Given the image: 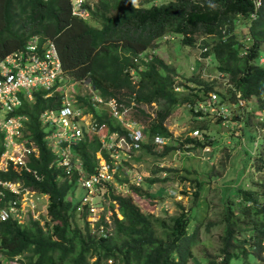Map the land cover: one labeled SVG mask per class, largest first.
<instances>
[{"label":"trees","instance_id":"1","mask_svg":"<svg viewBox=\"0 0 264 264\" xmlns=\"http://www.w3.org/2000/svg\"><path fill=\"white\" fill-rule=\"evenodd\" d=\"M158 1L84 2L89 19L72 14L71 0H0V58L22 48L31 36L39 34L56 43L67 75L75 80L89 79L104 97L130 96L140 105L162 103L156 118L140 106L135 117L145 123L149 138L148 143H139L141 147L163 157L177 147L156 145L153 137L173 138L166 120L179 106L190 104L193 120L197 121L202 115L210 114L204 113L200 103L209 110V97L213 92H217L222 101L227 98V92L216 89L215 79L189 77L186 83L178 85L174 76L176 70L157 55L152 60H143L144 65L135 61L141 52L157 49L166 34L180 35L181 44L189 47H195L203 36L201 48L207 47L203 56L214 55L217 72L229 77L231 101L256 99L262 108L264 65L260 64V58L264 47V3L256 9L255 0ZM242 21L249 23L245 36L251 35L246 54H242L246 42H241L236 32ZM179 86L182 91L176 89ZM44 93L36 91L34 100L23 107V112L29 116V136L40 151L38 157L33 156L30 161L39 177L22 171L9 175L0 172V178L21 180L26 187L49 195L46 223L42 225L32 219L22 224L12 217L0 220V252L5 257L23 254L27 264H108L109 259L113 264H190L195 258L194 248L203 246L207 248L203 251L206 264H234V260H242V264H264V181L236 188L235 202L224 197L222 215L214 219L209 216L208 206L201 205L204 185L198 179L193 206L186 210L179 202L180 211L167 217L145 213L134 195L117 193L114 183H107L105 195L111 197L112 208L116 202L119 204L123 217L114 212L110 236L93 234L88 219L90 208L86 206L80 213L78 202L68 199L77 174L72 179L63 165L55 163L56 155L39 118L41 111L58 106L61 95L56 92L57 96L45 97ZM237 93L241 94L239 98ZM130 101V98L126 100ZM214 106L219 107V104ZM260 110L250 114L259 118ZM97 116L111 131L127 133L109 114ZM250 121L247 117V125ZM261 126L264 127V123ZM205 135V142L187 137L186 143L206 146L212 139L211 133L205 131ZM100 148L98 137L87 133L83 141L73 145V151L84 162L86 173L95 171ZM256 161L259 163L256 170L260 171L264 166L263 151ZM122 168L120 165L117 173L121 182L128 180ZM160 171H172V168L159 167L153 172ZM148 180L154 184L166 182L168 177ZM130 189L140 195L142 187L132 185ZM15 196L10 192L7 198ZM80 220L84 221V226L80 225ZM215 229L218 233L213 232ZM214 242L218 247L212 249Z\"/></svg>","mask_w":264,"mask_h":264},{"label":"rangeland","instance_id":"2","mask_svg":"<svg viewBox=\"0 0 264 264\" xmlns=\"http://www.w3.org/2000/svg\"><path fill=\"white\" fill-rule=\"evenodd\" d=\"M94 1L98 0H90V3L93 4ZM132 1L138 3L140 0ZM165 1L160 0L158 3ZM248 29L249 23L247 21H242L241 26L237 28L236 32L240 35L241 42H246L247 38H251L249 34L245 36ZM174 36V39H171L170 36L167 39L162 38L158 48L155 49V55L162 58L176 70L174 76L178 85L183 82L186 83L189 77L199 76L200 79L205 81L215 79L216 89L227 92V98L224 101L221 100V103L230 107L229 115L225 118H220L217 115H213L211 111L212 113L202 115L201 119L194 121L193 119L195 118L190 112L188 105L179 106L166 120L168 128L173 133V138L166 140V145H172L177 148L164 157L147 152L143 148L137 149L133 153L134 157H137L136 161L134 157H128L129 161L123 163V165L125 164L124 170L130 171L132 176L130 182H133L137 177L134 174L146 176L141 186L140 195L136 192L134 193L137 202L145 213L154 212L163 217L172 216L180 211L179 202L186 207V210H189L194 204V193L197 190L196 179H198L204 185V190L200 193L201 205L208 206L210 217L213 219L220 218L222 215L220 214L223 204L222 199L224 197H229L235 202L238 194L236 188L251 186L255 181H264V166L260 171L256 170L259 167L256 159L262 151L264 153V139L261 137L264 134L258 129L261 127V124L257 123L258 117L250 114V112L259 111L260 107L256 99L243 100L241 105L239 101L237 103H234L233 100L231 101V94H229L228 89L232 87V84L229 81V77H224L223 74L217 73L215 56L211 55L207 59L200 57L202 55L201 41L204 38L203 36L199 37L195 47L182 45L180 35ZM207 39L210 41L212 37L207 36ZM262 55L264 56V47ZM260 61L264 62V57ZM190 85L193 84L190 83ZM69 89L67 90V95H71L73 92H76L77 95H88L89 93V88L85 84L70 82ZM182 89L180 87L178 91H182ZM237 94L236 97H239V93ZM161 105L162 103L145 104L142 109L149 111L154 116L156 111L161 108ZM204 113L206 114V112ZM256 115H259V113ZM247 117L251 119L249 125H247ZM197 129L201 133L197 134L195 132ZM205 131L211 133L209 136L212 139L209 141L210 144L203 146L195 142L186 143L187 137L205 142ZM109 132L112 131L110 130ZM216 145L219 146L217 147ZM179 148L181 149L179 150ZM140 154L142 160L139 163L138 156ZM159 167H170L172 171L154 173L155 176L150 178L168 177V180L152 184L147 178L149 179L150 172L152 175V172ZM116 170L118 169L116 168ZM115 182H117V185L118 180H115ZM117 187L120 190V194H130L127 187L123 185H117ZM107 189V186H104L102 190L96 191L98 196L94 200V207L95 205H107L104 204V201L108 203L110 200V197L105 195ZM86 193L87 190L85 188L77 186L72 190V196L68 199H73L76 203H79ZM27 197L28 195H24L21 201L23 209H25ZM41 202V204H36L33 210L30 209L36 217H40L45 211V204H48V199L44 196ZM153 203L156 204L155 207L152 206ZM78 211L80 212V210ZM28 214L29 210L26 211L25 218ZM40 219L44 222L42 217ZM79 223L84 226V221L80 220ZM213 232L218 233V230L216 231L215 229ZM217 247V242L211 244L212 249ZM205 249L207 248H203V246L195 247V258L190 264H206L205 253L203 252ZM233 263L242 264V260H234Z\"/></svg>","mask_w":264,"mask_h":264},{"label":"clouds","instance_id":"3","mask_svg":"<svg viewBox=\"0 0 264 264\" xmlns=\"http://www.w3.org/2000/svg\"><path fill=\"white\" fill-rule=\"evenodd\" d=\"M256 1L257 0H255V7H256ZM84 2H89L90 3V0H71V3H72V14L73 15H75V16H77L79 18H89L90 17L89 12L86 11L85 7L83 6ZM94 3L96 4L95 1H94ZM263 3H264V0H262L261 6L263 5ZM90 4H92V3H90ZM259 8H256V9H259ZM252 16L255 18L256 14L253 13ZM167 35L170 36V37H173L172 39L175 38V36L172 35V34H166V35L163 36V38L167 39L168 38ZM250 41H251V38H247V41H246V44H245L244 49L242 51V54H246L247 53V50L250 47ZM50 49H54L55 61H57L56 65H54L52 67L53 73H54V77H55L54 81H53V84L49 88H47L45 86H42L40 88H32L31 85H26V84L23 85V84H21V85L18 86L17 89L13 90L11 93L8 94V98H9V100L11 102V105H12V110H11L9 115L10 116H16V117H21V119H22L21 120L22 124H23L22 127H21V133L22 134H21L19 140L20 141H26V142H27V140L29 142L33 141L35 143V145L37 146L38 151L32 150L31 152H27L25 154V156H24V163L25 164L20 165V163L15 164L13 161H10L9 168L7 170H4V169L0 168V172L6 173L7 175H9V174H12L14 172H19L20 173L22 171H27V172L33 173L37 177H39L38 174L36 173V170L32 169V167L30 166V161H31V157H33V156L34 157H38L40 151H39V147H38L36 141L34 139H32L31 136H29L30 135V132L28 130V127H29V125H28L29 116L25 112H23V107H24L26 102H31V101L34 100L36 91L43 90V91H45V93H44L45 97L57 96L56 92H58L61 95V97L59 99V104H58L57 107L47 108V109L41 111L40 115H39L40 122H41V124L43 125V127L45 128V130L47 132L46 139L49 141V145L53 149V151H54V153L56 155L55 163L58 166L63 165V164H61L62 157L59 154V149L60 148H54L53 141H51V138L49 136L55 130H53V128H51L50 126H48L45 123L46 121H45L44 117H42V115L46 111H50V110H53L56 113H59L60 110L63 109L64 107L70 106L74 112H76V113L79 112V115L75 116L74 118H71V120L81 128V130L83 131V137H82L81 140H78L77 142L71 143L70 147H66V148H69V150H70V157H71L72 163H74V164L75 163H82L81 169H83V171H82L81 175H84L85 176L84 178L86 180H89L90 177H92L95 174H98L99 169L101 168L103 161L110 162V154L105 148L102 147L103 143H102L101 138H102L103 135L108 136L111 133V132H109L111 130V128L109 127V125L107 123L101 122L97 115H101L103 113H107V114H109V116H111V118L113 117L111 109H110L109 105L107 104V102L111 98H115V99H117L119 102H121L123 104L133 106L134 111L131 114H132L133 118L138 122V125L140 126V128L142 130V133L144 134V137H145V139L143 141H141V143H148L149 142V138H148V136L145 133L146 125H145V123L143 121L141 122L138 119H136V117H135V114H136V111H137V107L140 106L141 108H144L143 105H145V104H143V105L138 104V102L134 98H132L130 96L129 97L128 96L120 97V98H118V97H108V98H106L99 91H97V89L93 86V84L90 82L89 79H87V78L86 79H82V80L73 79L72 77L67 75V72H66V70L63 67V64H62V61H61L60 54L58 52V48L56 46V43L52 39L44 38L42 35H39V34L31 36L26 41L25 45L22 48H20V49L14 51V52L2 57V58H0V75L4 74V72H10L11 74H14V75L17 74V77L26 76L27 74L25 73V67L24 66H25V64L28 63L27 58L29 56H33V55L36 56L37 54H40L41 56L46 58L47 51L50 50ZM201 49H202L201 50V54L202 55L200 57L202 59L210 58V56H207V57L203 56V53L207 50V47H204V48H201ZM16 55L17 56L18 55H22L24 57L21 64H19V63L14 64V63H10V62L7 63V58L9 56H12L14 58V57H16ZM154 55H155V50L147 49V50L141 52L139 54V57H137L135 59V61L137 63L141 64V65H144V64H146V62H143V60H146V61L148 59L152 60ZM263 57L264 56L261 55L260 59H262ZM4 63L7 64L6 67H3ZM260 64L264 65V62L260 61ZM70 82L87 85L88 88H89L88 95H79V94L77 95L76 92H73L71 95H67V90L69 89ZM176 89L180 90V86L176 87ZM213 94L217 95V104H219V107H216V106L215 107H216V109L218 111H221L222 114H219L217 111L212 113L211 112V108L209 110L202 108V110H204V112H206V114L207 113H212L213 115H217L220 118H225L227 115H229L230 107L228 105H226V104H222L221 103V98L219 100V95L217 94V92H213L210 95L209 103H211L213 101V98H212ZM13 95H15V100L18 101L17 104L11 98V96H13ZM240 95L241 94L239 93V97H240ZM79 97H82L83 99L79 100ZM239 97H237V98H239ZM129 98H130L131 101L130 102H126V100H128ZM99 99H102V101H98ZM238 101H239L240 105L243 104V100L239 99ZM262 101L264 102V97L262 98ZM237 102L234 101V103H237ZM154 103L159 104L158 102H153L151 104H154ZM200 104H204V103L202 102ZM146 105H149V104H146ZM187 105L190 106V104H187ZM260 109H261L260 110L261 111V115L258 118V121H260L259 124L264 123V120L262 119V117H263V111L262 110L264 109V106L262 108H260ZM159 110H160V108L157 111H159ZM157 111H156V113L154 115L155 117H154L152 115V113H149V111L146 110V112L148 114H150L152 118H156ZM195 111H199V110H195ZM96 113H97V115H96ZM114 119H116V118H114ZM116 120H118V119H116ZM94 121L98 122L100 125H104L103 131H94V130H91V129L88 128V125L86 123H88L90 125ZM118 121L122 125V127L126 130V132H127V133H122V134H129L130 131L123 125V123L120 120H118ZM54 126H56L57 128H60V125L59 126L54 125ZM258 129H260V132H262L264 134V127L261 126ZM116 131H118V130H116ZM112 132H115V131H112ZM195 132L197 134L201 133L199 129L195 130ZM86 133L89 134V135H96L98 137L100 143H101V148L97 152V159H98L97 167L95 168V171L92 172V173H86L85 172V170L83 168L84 162H83L82 158L73 151V145L79 144L81 141H83L85 139V134ZM157 136H160L163 141L162 142H156L155 138ZM260 136H261V134H260ZM261 137L264 139V135L261 136ZM170 139H171L170 137H165V136H162V135H156V136L153 137V141L152 142L154 144H156V145H166V140H170ZM6 141H7L6 134L5 133H0V148H1V151H0V163L3 162L4 159H5L4 153L6 152V146H5V142ZM27 145L29 147H33L32 143L31 144L27 143ZM65 145H66V142L62 144L63 147H65ZM139 149H142V147H140ZM105 154H107V156H105ZM63 166L66 167L65 165H63ZM111 166L114 167L112 164H111ZM128 166H131V165H128ZM119 168H118V170H119ZM122 169H123L122 173L125 174L126 170H124V165H123ZM118 170H116V172H115L114 180H103L102 179L100 182L96 183L97 184L96 186H99V188L103 189L104 186L107 185V183H114L117 193H120V190H118L117 185L118 186H122L124 183L128 182L129 178H128L127 181H123V182L118 181V184L116 185L117 182H115V180H118L117 179ZM75 174H77V178H76V184H75L74 188L77 187V186H81V187H83V188H85L87 190V188L83 185V181H81L78 178L79 175H80L78 168L74 166L73 172L69 176L73 179ZM8 181L22 183L24 188H27L29 190L34 191L35 194L33 193L32 196H31V199L33 200V205L30 206V207H27L24 211H20L19 216H17L16 214H14L11 211V207L10 206H11L12 203L9 204V202H8L9 198H7V197H8V193H10V191H6V193H7L6 199L3 198V200H0V220L5 221V220H8V219H10L12 217L14 220L18 221L19 223L24 224V223H28L32 219H36V220H39L42 225H44L46 223L45 216L47 214L48 204H45V211L40 215V217H42L44 219V222L40 219V217L34 216V214L30 211V209L33 210V207L36 206V204H41L42 203L41 199L44 196L49 201V195L43 194V193L39 192L37 189L26 187L21 180H8ZM144 181H145V177H144ZM144 181H143V183H144ZM143 183L141 185H139V186H136V187H141L143 185ZM132 185L133 184L127 186V189L129 190L128 193H130V194H126V195H135L134 194L135 192L131 191V189H130ZM107 192H108V189L106 190V193ZM71 194H72V192H71ZM70 196H72V195H70ZM11 198H15V197H11ZM81 200L79 201L78 205H80ZM135 200H136V198H135ZM154 201L157 202L156 200H154ZM136 202H137V200H136ZM110 203H111V197H110V200H109L108 203L106 201H104V204H107V206L105 205L106 207L103 206V205H100V206L103 207L101 219H103L104 221L101 222V220H100V221L97 222V225H96V228L99 229V227L102 224H104L107 233L106 234H100L98 232H93L92 222H91V232L93 234H95L97 237H101V236L107 237V236H110L113 233L112 220H113L114 212H116L118 217H120V218L123 217L121 215V213L119 212V204L116 202L114 208H112ZM18 207H21V204H18ZM84 208L86 209V206ZM85 209L83 211H85ZM3 210H6L7 213H8V215H6L5 218H3L2 215H1V212ZM27 210H29V214L25 218ZM78 210H79V207H78ZM81 212L82 211H80V213ZM108 216H110V217L107 218ZM23 218H25V220H23ZM107 219H109L110 222ZM15 256H21V258L23 259V263L27 264V259L25 258V256L23 254H19V255L17 254V255L11 256V257H5L1 252H0V263L1 264H10L11 260H13ZM108 264H113V260L109 259L108 260Z\"/></svg>","mask_w":264,"mask_h":264},{"label":"built area","instance_id":"4","mask_svg":"<svg viewBox=\"0 0 264 264\" xmlns=\"http://www.w3.org/2000/svg\"><path fill=\"white\" fill-rule=\"evenodd\" d=\"M262 4V0L256 1V8H259ZM22 55H16V57L9 56L7 58V63L21 64L23 61ZM28 63L25 64V73L26 76L17 77V74H11L10 72H4V74L0 75V133L6 134L7 141L5 142L6 152L4 153V161L0 163V168L7 170L10 165V161H13L15 164L20 163V165L24 163V156L27 152H31L32 150H36L37 146L35 143L26 141H20L21 136V127H22V119L21 117L10 116V112L12 110L11 102L8 98V94L13 90L17 89L19 85L26 84L31 85L32 88H40L45 86L49 88L54 81V73L52 67L56 65L57 61H55L54 49H50L47 51L46 58L37 54L36 56H29L27 58ZM7 64H3V67H6ZM11 98L17 104L18 101L15 100V95L11 96ZM213 101L211 102V111L218 112L222 114L221 111H218L214 106L217 103V95H212ZM98 101H102L99 99ZM107 104L109 105L112 115L114 118L120 120L123 125L130 131L129 134H122L119 131L111 132L108 136L103 135L102 147L105 148L110 154V162L103 161L102 166L99 169L98 174L90 177L89 180H86L84 175H81L83 169H81L82 163H72L70 157V144L73 142H77L81 140L83 137V131L81 128L75 124L71 118L79 115V112H74L70 106H66L60 110L59 113H56L53 110L46 111L42 117L45 119V123L55 130L49 137L51 141H53L54 148H60L59 154L62 157L61 164L65 165L66 172L70 175L73 172L74 166L79 170V179L83 181V185L87 188V194L83 197L80 202L79 210H84L85 206H88L91 210L90 215L88 216L89 220L92 222L93 232H98L100 234H106V228L104 224H102L99 229L96 228L97 222L101 220V215L103 211L102 206L94 205V200L98 196L96 191L102 190L99 186H96L98 182L103 180H114L116 168L118 169L123 166L125 161H129L128 157H133V153L137 151L141 147V141L145 139L144 134L138 122L133 118L132 112L134 111L133 106L123 104L119 102L115 98H111ZM200 107L206 109L204 104H200ZM225 110V109H224ZM263 117L264 120V109ZM88 128L94 131H103L104 125H100L98 122L94 121ZM60 125V128L56 126ZM156 142H162V138L157 136L155 138ZM66 142L65 147L62 146L63 143ZM28 144L32 143L33 147H29ZM124 161V162H123ZM111 164L114 166L112 167ZM125 165V164H124ZM130 171L126 170L125 176L129 178L128 182L124 183L123 186H129L131 184L135 186H139L144 181V176L142 174H134L137 176L134 181L130 182L132 176L130 175ZM99 189V190H98ZM6 191H10L15 194V198H9L8 202L11 204V211L19 216L20 211H24L27 207L33 205V200L31 196L35 193L32 190L24 188L22 183L12 182L5 179L0 178V200L6 199L7 193ZM28 195L25 200V209L22 207V199L24 195ZM18 204H21V207H18ZM93 212V213H92ZM3 218L8 215L6 210L1 212ZM108 216L107 218H109ZM109 222L110 220L107 219ZM10 264H24L21 256H15L13 260H11Z\"/></svg>","mask_w":264,"mask_h":264},{"label":"crops","instance_id":"5","mask_svg":"<svg viewBox=\"0 0 264 264\" xmlns=\"http://www.w3.org/2000/svg\"><path fill=\"white\" fill-rule=\"evenodd\" d=\"M138 158H139L138 162L140 163L141 160H142V159H141V158H142L141 154L138 156ZM136 159H137V157L135 158V161H136ZM156 175H157V174H156ZM153 176H155V175H154V172H152V175H151V172H150V176H149V178H150V177H153ZM144 177H146V176H144ZM147 180H148V178H147ZM148 181H150V180H148Z\"/></svg>","mask_w":264,"mask_h":264},{"label":"water","instance_id":"6","mask_svg":"<svg viewBox=\"0 0 264 264\" xmlns=\"http://www.w3.org/2000/svg\"><path fill=\"white\" fill-rule=\"evenodd\" d=\"M1 264V263H0Z\"/></svg>","mask_w":264,"mask_h":264}]
</instances>
